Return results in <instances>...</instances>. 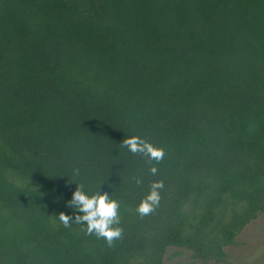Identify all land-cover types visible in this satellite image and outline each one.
<instances>
[{"label": "trees", "instance_id": "1", "mask_svg": "<svg viewBox=\"0 0 264 264\" xmlns=\"http://www.w3.org/2000/svg\"><path fill=\"white\" fill-rule=\"evenodd\" d=\"M78 184L120 201L111 245L59 221ZM263 213L264 0H0V264L218 263Z\"/></svg>", "mask_w": 264, "mask_h": 264}, {"label": "clouds", "instance_id": "2", "mask_svg": "<svg viewBox=\"0 0 264 264\" xmlns=\"http://www.w3.org/2000/svg\"><path fill=\"white\" fill-rule=\"evenodd\" d=\"M123 145L132 153H140L150 161L159 162L164 156V149L138 135L123 138ZM148 171L152 174L157 172L156 164L153 163ZM135 181L140 184L141 178ZM163 188L162 180H153L149 183L147 193L136 205V212L143 216L154 210L160 200V189ZM72 213L61 211L58 214L59 221L68 227L71 222L82 224L88 234L103 237L111 245L115 239L121 236L122 228L119 226L120 201L113 198L108 192H87L82 185L76 187L70 199L66 202Z\"/></svg>", "mask_w": 264, "mask_h": 264}, {"label": "rangeland", "instance_id": "3", "mask_svg": "<svg viewBox=\"0 0 264 264\" xmlns=\"http://www.w3.org/2000/svg\"><path fill=\"white\" fill-rule=\"evenodd\" d=\"M223 262L194 260L191 251L171 246L165 253V264H264V213L245 226L234 244L226 248Z\"/></svg>", "mask_w": 264, "mask_h": 264}]
</instances>
